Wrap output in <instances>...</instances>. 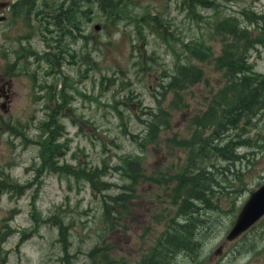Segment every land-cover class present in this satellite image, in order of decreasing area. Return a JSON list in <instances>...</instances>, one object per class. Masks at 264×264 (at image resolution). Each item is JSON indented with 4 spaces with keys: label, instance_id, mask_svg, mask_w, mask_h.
<instances>
[{
    "label": "rangeland",
    "instance_id": "rangeland-1",
    "mask_svg": "<svg viewBox=\"0 0 264 264\" xmlns=\"http://www.w3.org/2000/svg\"><path fill=\"white\" fill-rule=\"evenodd\" d=\"M20 1L0 0V73L11 93L8 119L0 120V179L11 188L0 193V233H6L0 240V264H86L87 253L106 244L114 255L131 260L149 247L164 227L165 221L155 223L151 215L171 201L150 181L151 174L154 169L165 171L171 179L186 157L161 139L138 147L147 124L153 122L148 113L169 115L170 129L161 128L160 137L176 134L177 140L186 139L188 120L205 110L211 92L221 86L220 75L204 64L208 85L202 81L187 90L161 94L158 88L162 69L170 72L175 57L181 56L182 42L204 35L205 22L213 10L198 9L193 20L180 10L177 0H130L123 20L114 26L97 3L81 0V10H90V22L81 20V38L73 40L59 24L53 25L52 19L69 1L46 2L51 4L50 11L44 0H37L28 20L12 14L11 5ZM222 8V15L245 21L239 11L249 8L264 13V0L229 3ZM147 16L155 28L162 29L166 42L149 29L150 24L148 27L140 21ZM216 42H211L215 53L219 47ZM43 52L58 54L55 64L61 63L50 66L41 59ZM86 52L90 65L84 64L82 55ZM249 62L253 73L264 75L261 47L251 51ZM50 87L51 101L47 93ZM174 99H178L179 108L170 107ZM61 103H65V117L62 110L54 114ZM54 115L63 125L57 139L52 137L55 128L50 125ZM12 123L23 128L28 141L7 131ZM250 127L241 137L249 138V143L238 149L239 159L204 166L210 168L214 181L211 202L201 205L204 224L198 233L203 243L196 257L180 254L171 264H264V217L238 238L226 239L250 194L264 184V114ZM47 141L50 146L58 141L67 143V153L59 164L79 167L88 162L101 167L104 159L113 168L127 157L140 158L145 176L137 182L135 196L128 202L123 219L113 223V230L105 223L100 198L93 197L87 183L44 167ZM108 175L107 180L116 185L108 194L122 193L126 181L119 172ZM62 227L65 232H61Z\"/></svg>",
    "mask_w": 264,
    "mask_h": 264
},
{
    "label": "trees",
    "instance_id": "trees-1",
    "mask_svg": "<svg viewBox=\"0 0 264 264\" xmlns=\"http://www.w3.org/2000/svg\"><path fill=\"white\" fill-rule=\"evenodd\" d=\"M36 1L23 0L14 3L11 5L12 14L14 13V16L23 15L28 20L30 14L35 10ZM48 1L50 0H44V6L52 11L51 4L48 6L46 3ZM67 1H69V5L58 14L59 18L57 15H53L55 18L50 16L55 22L53 25L59 24L61 30H66V35L75 40L81 38L79 36L82 28L81 20L83 19L85 23L90 22V10H81L79 4L81 0ZM82 1L97 3L102 14L108 19L107 22L114 26L117 21L123 20L126 8L130 3V0ZM245 1L247 0H177L180 10L188 16H193V20L198 17L196 15L198 9H212L213 14L205 22L204 35L181 43V56L175 57L170 72L167 74L166 69H162L163 74L158 86L160 94L173 89L187 90L202 81L208 85V80H205L204 64L220 75L221 83L219 86H221L211 92L205 110L200 114L193 115L188 120L187 128L190 133L186 139L179 138L180 140H177L176 134L166 138L160 137L161 128L170 129L169 115L165 112L160 113L163 115L148 113L153 122L147 124L146 134L142 138V142H137L138 147H143L148 140L161 139L164 144L171 148H178L186 154L185 159L179 162V170L175 177L169 179L165 171L156 169L151 174L150 181L162 188L164 195L168 197V201L169 198L171 200L169 203L167 201L168 206L161 207L151 215L155 223L165 221L164 227H161L156 233L149 247L137 257H132L131 260L114 255V252L108 249L106 244L105 247L94 246L87 253L89 262L86 264H171L180 254L185 257L198 255L204 240L200 238L198 233V228L204 224L201 219V211L204 208L201 205H208L211 202V183L214 181V176L210 175V168L205 167L214 165L218 160L230 164L232 160L239 159L238 149L247 146L245 144L249 143V138L242 140L241 137L249 133L248 129L251 128L252 121L264 114V75L253 73V66L249 62L252 50H257L258 47L264 50V13L257 14L249 8H243L238 14L245 21H241L235 16L222 15L224 8L221 9V7L223 5ZM59 9H62V6ZM114 13V18H109ZM201 18L203 17L201 16ZM141 19V22H146V26L151 25L149 29L162 42H166V35L162 29L154 27L150 16ZM140 21L139 23H141ZM61 25L64 26L61 27ZM143 27L145 26L143 25ZM211 42L218 44L217 53H215ZM84 43L86 44V42ZM82 56L86 61L84 64L90 65L89 53L86 52ZM41 59L50 66H58L61 63L55 64L58 62L59 56L51 52H43ZM91 63L94 64L95 62ZM50 90L51 87L50 89L47 88L51 101L52 93ZM64 105L65 103H61L59 105L61 107L57 106L54 109V114L60 113L62 110V116L65 117ZM170 107L179 108L178 99L172 100ZM49 110L51 111V108ZM56 117L57 115H54L52 120L50 118V125L55 128V133L52 135L55 139L61 135L63 130V125L58 123ZM48 126L49 124L45 123V127ZM7 131L17 139L22 137L24 141H28L26 136L24 139L23 128L19 127L18 123L7 128ZM68 141L66 139V142ZM66 142L58 141L50 146L47 141L44 147L46 148V157L42 158V164L51 172L61 170L76 181L87 183L93 197L100 198L105 223L110 224L111 230H113L115 228L113 223L123 219V213L127 209L128 202L134 198L137 182L142 179V176H145L143 170L140 169V158L127 157L128 159L123 160L122 165H116L113 168L104 159L101 167H92L88 165V162H83L82 166L79 167L70 163L59 164L60 159L65 157L64 155L68 150ZM24 145L26 146V142ZM110 171L119 172L121 178L126 181L121 186L123 192L120 194H108L111 189L116 188L115 184L107 180ZM168 188L170 189L167 192ZM10 189L5 181L0 179V193ZM20 189L24 190L25 187ZM169 204L173 208V212ZM163 211H167L166 216L162 215ZM65 231L64 228L61 230V232ZM0 235H2L0 239L2 240L6 233H0Z\"/></svg>",
    "mask_w": 264,
    "mask_h": 264
},
{
    "label": "water",
    "instance_id": "water-1",
    "mask_svg": "<svg viewBox=\"0 0 264 264\" xmlns=\"http://www.w3.org/2000/svg\"><path fill=\"white\" fill-rule=\"evenodd\" d=\"M99 26L95 27L98 30ZM264 216V184L253 191L248 200L239 211L236 220L228 233L226 239L232 241L242 233L250 229L258 220ZM216 253H220L218 250Z\"/></svg>",
    "mask_w": 264,
    "mask_h": 264
},
{
    "label": "flooded vegetation",
    "instance_id": "flooded-vegetation-1",
    "mask_svg": "<svg viewBox=\"0 0 264 264\" xmlns=\"http://www.w3.org/2000/svg\"><path fill=\"white\" fill-rule=\"evenodd\" d=\"M2 73V72H1ZM0 73V120L7 117V111L9 110L10 101H11V93L9 91L8 83L5 81V77H2V74ZM1 122L0 124H2ZM44 171V168H43Z\"/></svg>",
    "mask_w": 264,
    "mask_h": 264
}]
</instances>
